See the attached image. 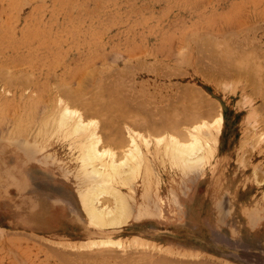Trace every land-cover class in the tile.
Listing matches in <instances>:
<instances>
[{
  "label": "rangeland",
  "instance_id": "rangeland-1",
  "mask_svg": "<svg viewBox=\"0 0 264 264\" xmlns=\"http://www.w3.org/2000/svg\"><path fill=\"white\" fill-rule=\"evenodd\" d=\"M0 69V264H264V0H0ZM77 93L96 112L70 104ZM57 99L114 154L129 131L152 142L187 115L223 125L203 167L150 146L119 187L128 221L98 228L77 153L41 128ZM95 236L120 245L80 244Z\"/></svg>",
  "mask_w": 264,
  "mask_h": 264
},
{
  "label": "bare ground",
  "instance_id": "bare-ground-1",
  "mask_svg": "<svg viewBox=\"0 0 264 264\" xmlns=\"http://www.w3.org/2000/svg\"><path fill=\"white\" fill-rule=\"evenodd\" d=\"M194 91L195 90H193L192 92L195 93ZM199 93L197 92V95ZM70 96H72V94ZM76 96H78V93L76 94ZM76 96H74V98L71 97V98H73V100L71 99L72 102L70 104H72L74 101H77V102L73 103L74 105H75V103H76V105L77 104L80 105V103L81 104H85L83 106L86 107L85 109H87L88 113H89L90 110H95L94 107H93L94 103H92L93 105H91V104L89 105V103H88L89 100H86L84 98L86 100V102H87V103H85L83 101V97L78 96V98H77ZM75 97L77 98V100L75 99ZM79 99L81 100V102H79L80 101ZM190 99H191V97H190ZM195 99H196V97H195ZM58 100H60V99H57V101ZM58 102L61 104V106H62V104L64 105V103H61L62 101H58ZM66 104L61 108L60 111L58 110L57 119H56L55 124L50 122L48 120V118H49L48 117V118H46L45 120H43L41 122V124H42L41 128H42L43 132L47 133L48 137L52 136V135H55L57 138H60L62 141L68 142L67 145L70 146V149L74 150L77 153L76 160L78 162H80V164H82V168L80 167L81 170L82 169L84 170V174L91 181V185L89 187H87L84 191H82L79 194L80 210H81L83 216L85 217V219L87 220L88 224L93 226V227H98V228H100V227L101 228H104V227H106V228H110V227L111 228H115V227H119V226L123 225L126 221H128L127 218L129 217V208H128V205H127L126 200L124 198V195L122 194V191L119 189V187L120 186L121 187L122 186L128 187L137 178H141L138 170L140 169V167H143L144 164H150V163H146L147 162V161H145V156L146 155H144V153L146 154V153L150 152V150H149L150 146L152 148L153 147L155 148L154 149L155 153H157L159 156L162 157L163 162L166 165L167 164H170L171 166L175 165V166H177L180 169L185 170V171L187 169H189L190 167H194V166L203 167V165L206 164L207 161L211 160L215 156L216 146L218 144L217 143L218 136H219V134L221 132V128H222V125H223V115L221 113H217V117L216 118H215V114L216 113L215 114L211 113L214 116H212L210 114L211 115L210 123H208V121L206 122L207 117L204 118L205 122L201 123V120H200L201 118L198 119L196 117L197 115L195 116L197 118V120H196V118L194 116L190 115L192 117V119H191L187 115V117H189V118L186 117V118H184V120L182 119V121H180V122L184 123V124H187V122L185 123V119H190L192 121H189V120H187V121H189L188 123L190 124L189 126H191V127H188V125H186L188 128L187 127L185 129L183 128V130L181 131L179 128L176 129V122L173 123L174 120L176 121V119H174L175 118L174 117V118H171L172 121L170 120L172 122L171 124H167L165 126V124H166V122H165L164 126L166 128H168V129H171V131H174V132H176V130L179 129L181 131V132L177 131V133L179 134V137H174V136H177L178 134L177 135H173V136L172 135H166V136L163 135V136H160V137H156V139L151 142L145 136H143V135L140 136V135H137L135 133L132 134V132L129 131L128 132V136H127L128 140H127V143H126L127 146L126 145L125 146H121V148H124L123 151H121L118 154L117 153L114 154L112 151L109 152V149L105 150L102 147L103 145L100 146V144L102 143L100 141V139H102V135L99 136V135L96 134L97 131H96L95 127L98 128V126H94V125H96L94 123L95 121L93 122V119H91L92 121L89 120V119L86 120L85 118H87V116L85 115L86 116L85 117V116H83L84 115L83 113L77 112L76 111L77 107L75 108V110H73V109H71L72 107L71 108L69 107V106H72V105L69 104L67 106ZM56 105L58 106L57 103H56ZM74 105H73V108H74ZM81 106H79V107H81ZM209 106H211V105H209ZM189 107H191V105ZM82 109H83V107H82ZM160 110H159V112H160ZM95 112H96V110H95ZM165 112H166V110H165ZM199 112H201V111H199ZM211 112H212V110H211ZM97 113H99V112H97ZM94 114H92V115H94ZM162 116H164V115H162ZM199 116L201 117V115H199ZM125 117H126V115H125ZM149 117H150V115H149ZM180 118H182V117H180ZM211 118H213V119H211ZM132 119H131V121H132ZM193 119H195L196 122H198V120H200L199 124L197 125V123L194 122ZM123 120H124V118H123ZM137 120H139V119H137ZM143 120H145V117H144ZM150 120H152V119H150ZM177 120H179V119L177 118ZM158 121L160 123V119ZM170 121L168 120V123ZM148 122H149V120H148ZM105 123H106V121H105ZM152 123H154L153 120H152L151 124ZM155 123H157V122H155ZM177 123H178V121H177ZM179 123L177 124L178 126H179ZM109 124H111V123H109ZM117 125L119 126V123ZM140 125H142V124H140ZM180 125H181V127H183L182 124H180ZM144 126H145V124H144ZM155 126H156V124L153 126V128H155ZM135 127H133V128H135ZM162 127H163V125H162ZM116 129H114V130L116 131ZM143 129L144 128H142L141 130H143ZM155 131H157V130H155ZM158 132H160V131H158ZM171 133H169V134H171ZM159 134H164V133H162V131H161V133H159ZM255 134H257V133H255ZM115 135L116 134H114V139H116ZM153 135H155V134H153ZM180 136H181V138H180ZM99 137H101V138H99ZM117 138H118L117 139L118 142H120V144H121V141H122L121 135H120V137L118 136ZM261 139H262V137H261ZM75 140H77L79 142H75ZM99 142H101V143H99ZM77 144H79L80 146H78ZM98 144H99V146H98ZM117 145H118V143H117ZM35 147L38 149V151H41L43 149V147H41V146H39V147L35 146ZM146 158H147V156H146ZM146 160H148V158ZM148 171H149L148 168H145L141 176L142 177L147 176L148 175ZM87 184H89V183H87ZM129 190L132 191L131 188H129ZM93 227H91V228L94 229ZM98 237L99 236H95L94 239L88 240V241H85V242H81L80 244H84V245H87V246L90 245V246H93V247L94 246H108V245L119 246L120 245V241L119 240H113V239H110V238L99 239ZM135 242L137 243V245L139 244L138 241H135ZM81 246L83 247V245H81Z\"/></svg>",
  "mask_w": 264,
  "mask_h": 264
}]
</instances>
